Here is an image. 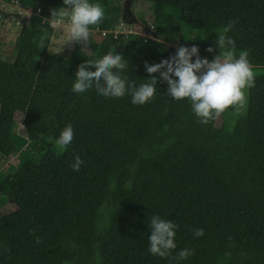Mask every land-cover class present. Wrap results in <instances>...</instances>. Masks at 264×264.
Returning <instances> with one entry per match:
<instances>
[{"label": "trees", "instance_id": "trees-1", "mask_svg": "<svg viewBox=\"0 0 264 264\" xmlns=\"http://www.w3.org/2000/svg\"><path fill=\"white\" fill-rule=\"evenodd\" d=\"M3 1L31 14L15 58L0 53V196L17 207L0 214V264H264V0H137L153 14L132 31L122 29L123 0H94L106 18L70 57L39 47L53 33L43 18L63 0ZM229 23L234 52L247 50L256 72L243 109L202 124L163 80L143 106L95 88L71 91L79 64L110 53L124 56L136 86L150 82L145 62L181 45L211 60ZM68 124L74 140L62 151L53 138ZM20 151L27 156L17 168L1 167ZM77 155L85 162L78 172ZM156 214L178 225L166 258L147 251ZM185 248L192 254L181 260Z\"/></svg>", "mask_w": 264, "mask_h": 264}, {"label": "clouds", "instance_id": "clouds-1", "mask_svg": "<svg viewBox=\"0 0 264 264\" xmlns=\"http://www.w3.org/2000/svg\"><path fill=\"white\" fill-rule=\"evenodd\" d=\"M105 18V8L99 2L63 0L62 7L51 9L50 16L43 18V22L55 34V39L47 42L42 38L39 47H47L53 54L62 53L74 43L84 49L91 43V28L99 27ZM151 27L155 31L156 26ZM231 27L232 23H229L217 33L216 47L220 53L213 59L201 57L196 45H181L169 58L155 64L145 62L146 72L151 79L139 86L130 82L125 75L129 63L122 54L115 52L97 59H86L77 67L71 91L81 95L95 88L101 96L121 98L127 95L131 96L133 104L143 106L155 98L158 80H163L168 85L166 94L175 101H189L199 122L207 124L230 107L243 109L247 104V91L255 87L256 72L248 59L249 52L242 50L238 55L234 52L235 40L227 35ZM156 42L163 44L164 40L157 38ZM207 51L214 52V48L209 47ZM157 73L158 76L154 75ZM73 140L74 129L71 124L66 125L58 137L53 138V142L62 151H66ZM84 163L77 155L71 166L78 172ZM148 228L150 234L147 251L154 256L168 257L177 248L175 238L178 225L156 214L152 216ZM203 235L202 228L194 232L195 237ZM191 254V250L185 248L179 251L178 256L184 260Z\"/></svg>", "mask_w": 264, "mask_h": 264}, {"label": "rangeland", "instance_id": "rangeland-1", "mask_svg": "<svg viewBox=\"0 0 264 264\" xmlns=\"http://www.w3.org/2000/svg\"><path fill=\"white\" fill-rule=\"evenodd\" d=\"M123 6L125 10L123 30L132 31V26L143 28L145 24L143 20L146 19L151 24L152 9L153 6L149 2L137 0H123ZM31 11L24 9L19 3L10 4L0 0V53L4 58L14 59L17 54L16 42L20 33L27 25V19L29 18ZM143 19V20H142ZM154 34L152 31L150 32ZM142 34H145L144 32ZM55 39V34L52 33L51 42ZM75 43L71 46H67L65 50L57 55H63L70 57ZM49 52V51H48ZM51 53V52H49ZM53 54V53H51ZM24 122L20 120L19 130H23ZM27 154L20 151L17 155L11 158L1 159L2 168H17L18 164L23 162ZM51 183L45 184L50 186ZM17 211V207L10 200V198L0 196V214L9 215Z\"/></svg>", "mask_w": 264, "mask_h": 264}]
</instances>
